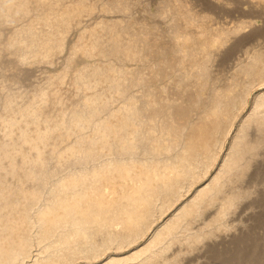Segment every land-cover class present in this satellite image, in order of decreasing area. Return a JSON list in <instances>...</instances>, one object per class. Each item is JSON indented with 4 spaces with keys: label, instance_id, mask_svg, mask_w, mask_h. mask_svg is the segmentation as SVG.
<instances>
[{
    "label": "bare ground",
    "instance_id": "6f19581e",
    "mask_svg": "<svg viewBox=\"0 0 264 264\" xmlns=\"http://www.w3.org/2000/svg\"><path fill=\"white\" fill-rule=\"evenodd\" d=\"M0 264H264V0H0Z\"/></svg>",
    "mask_w": 264,
    "mask_h": 264
}]
</instances>
